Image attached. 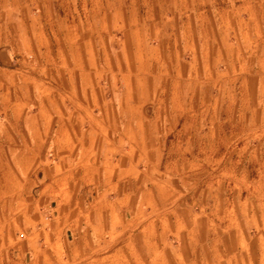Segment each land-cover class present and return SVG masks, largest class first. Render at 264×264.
<instances>
[{"label": "crops", "instance_id": "crops-1", "mask_svg": "<svg viewBox=\"0 0 264 264\" xmlns=\"http://www.w3.org/2000/svg\"><path fill=\"white\" fill-rule=\"evenodd\" d=\"M64 3L0 0V264H259L264 209L248 198L259 194L264 109H237L198 137L175 124L187 112L176 95L158 128L113 108L114 96L87 93L99 77H49L61 67L48 53L65 42L54 27H65Z\"/></svg>", "mask_w": 264, "mask_h": 264}, {"label": "rangeland", "instance_id": "rangeland-1", "mask_svg": "<svg viewBox=\"0 0 264 264\" xmlns=\"http://www.w3.org/2000/svg\"><path fill=\"white\" fill-rule=\"evenodd\" d=\"M60 13L65 27L57 22L54 27L65 42L59 51L51 47L48 55L61 67L47 70L49 77H99L101 83L87 86V93L114 96L110 104L115 109L123 103L131 114L140 110L147 126L169 125L172 94L178 114L187 111L175 124L191 126L198 137L202 126L235 120L237 109L251 105L259 115L264 109V0H65ZM83 103L89 108V101ZM62 107L71 110L74 102L66 100ZM255 145L252 175L259 179V194L248 201L264 209V142L259 139ZM217 158H210L215 185ZM189 199L202 204L200 197ZM228 200L233 203L232 197ZM263 216L258 212L259 227Z\"/></svg>", "mask_w": 264, "mask_h": 264}]
</instances>
